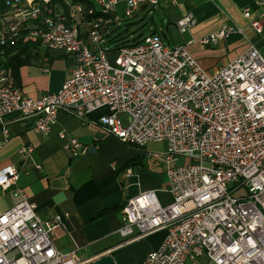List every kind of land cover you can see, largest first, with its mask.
Segmentation results:
<instances>
[{"label": "built area", "instance_id": "obj_1", "mask_svg": "<svg viewBox=\"0 0 264 264\" xmlns=\"http://www.w3.org/2000/svg\"><path fill=\"white\" fill-rule=\"evenodd\" d=\"M57 10L52 0H0V46L26 35L49 51L73 54L76 65L58 92L39 96L15 87L0 65V123L8 140L9 118H34V129L49 134L58 114L81 119L106 108L94 123L106 134L132 147L166 141L162 154L169 166L168 191L173 202L162 205L155 190L131 198L123 206L118 232L130 241L159 229L167 235L143 264H264V56L250 43L238 57L209 72L189 46L169 45L158 34L122 47L111 56L107 34L124 21L161 3L177 0H97V5L70 3ZM123 4V15L118 13ZM259 9H243L249 26L264 33V0ZM181 33L197 20L192 12L177 20ZM244 28L232 22L204 36L217 45ZM48 71V68L46 69ZM60 137L73 157L90 147L66 132ZM5 140V141H6ZM32 145L20 154L29 156ZM180 157L190 159L174 165ZM132 174L126 168L124 177ZM18 168L0 170V186L20 200L0 214V264H93L77 250L56 246L62 214L45 219L17 185Z\"/></svg>", "mask_w": 264, "mask_h": 264}, {"label": "crops", "instance_id": "obj_2", "mask_svg": "<svg viewBox=\"0 0 264 264\" xmlns=\"http://www.w3.org/2000/svg\"><path fill=\"white\" fill-rule=\"evenodd\" d=\"M177 1L179 6L161 3L148 9L149 15L154 17L152 23H157L156 18L161 14L160 23L168 18L177 26L180 17L192 12L197 24L186 32L182 44L192 42L190 52L209 72L234 60L250 43L264 56V33H256L243 14L245 7L257 12L258 0ZM227 22L244 28V33L235 31L215 46L200 42ZM33 53L30 63L21 67L19 85L12 76L13 85L31 96L58 92L76 65L75 56L49 51L42 45ZM107 111L106 108L97 110L86 119L60 112L47 135L34 129V118L10 117L8 140L0 123V170L10 164L18 168L17 185L28 193L40 216L45 219L56 214L64 216L65 226L56 230V246L60 250H77L81 257L91 258L93 262L111 254L116 264H143L150 252L161 246L167 230L159 229L130 241L118 232L123 225L122 208L129 199L145 191L155 190L161 204L172 202L173 195L168 191L166 170L157 173L144 164L143 157H152L153 153H146V147L123 143L94 123ZM63 131L89 147L95 146V153L73 157L64 148L65 141L60 137ZM29 145L33 146V152L29 156L21 155L20 150ZM126 168L132 169L129 177L123 176ZM18 200L19 197H13L0 186V214ZM107 209L110 211L103 213ZM210 263L205 259L199 262Z\"/></svg>", "mask_w": 264, "mask_h": 264}, {"label": "trees", "instance_id": "obj_3", "mask_svg": "<svg viewBox=\"0 0 264 264\" xmlns=\"http://www.w3.org/2000/svg\"><path fill=\"white\" fill-rule=\"evenodd\" d=\"M70 3H83L88 6H94V2L91 0H68ZM52 4L57 8V10L67 11L69 6L65 0H52ZM146 15H143L142 18L137 20H131L132 18H136L139 15H136L127 20L123 25L120 27L112 30L109 34H107L106 38V45L109 47V51L111 56H113L116 51L120 50L122 47L137 44L142 41L143 37L148 33H157L152 27L150 26L152 16L149 15V10L146 11ZM145 21V25L143 28V32L140 34H136L135 30L132 32L130 29L135 24L139 23L141 20ZM33 21H27L25 23V36L19 39L15 44H8L6 46H0V65L6 68L17 83L20 84V70L21 67L25 66L26 64L30 63L31 59L34 57V51L37 49L39 45H41L40 40H34L31 37L26 35L27 31L30 29V26H33ZM124 26V27H123ZM148 26V28H146ZM130 30V31H129ZM146 33V34H145ZM110 210H105L103 213L108 212Z\"/></svg>", "mask_w": 264, "mask_h": 264}, {"label": "rangeland", "instance_id": "obj_4", "mask_svg": "<svg viewBox=\"0 0 264 264\" xmlns=\"http://www.w3.org/2000/svg\"><path fill=\"white\" fill-rule=\"evenodd\" d=\"M91 1L94 2V4L96 6H98L97 0H91ZM123 8H124L123 4H120L119 9H118V13L120 15H123ZM146 13L147 12L144 11L141 15L137 16L136 18H132L131 20H137L139 18L141 19L143 15H146ZM145 20L146 19L141 20L139 23L132 26L130 30L132 32L135 30L136 34H140L141 32H143V28L145 26L143 24H145V22H147ZM125 22H127V20L124 21L123 23H125ZM150 26L152 27V29H154L157 32V34L161 35L169 45L174 46V45H180V44L184 43V36L186 35V33L185 34L181 33L179 28L175 24H173L171 22V20H169L168 18L164 20V23H152L151 22ZM146 28H148V26H146ZM148 34H150V33H148ZM144 150L146 151V153H153L152 157H150V156H144L143 157L144 164H146L147 166H150L152 169L156 170L157 173H161V172L166 170V168L169 166V164L166 163L163 156H161L162 154H164L167 151V142L166 141H152L146 146V148ZM188 162H190V159L188 160L184 157H180L179 160H177L176 162H174L171 165L172 166L183 165V164H186ZM172 202L162 204V205H169ZM139 256H140V254L137 255V258ZM199 262H201L200 259H198L196 261V264H199ZM210 264H212V263H210Z\"/></svg>", "mask_w": 264, "mask_h": 264}, {"label": "water", "instance_id": "obj_5", "mask_svg": "<svg viewBox=\"0 0 264 264\" xmlns=\"http://www.w3.org/2000/svg\"><path fill=\"white\" fill-rule=\"evenodd\" d=\"M160 19H161V14L157 16L156 22L160 23L161 22ZM151 20L154 21V17H152ZM95 151H96V147L91 145L89 154L95 153ZM93 264H116V261L111 254H107L96 260Z\"/></svg>", "mask_w": 264, "mask_h": 264}]
</instances>
